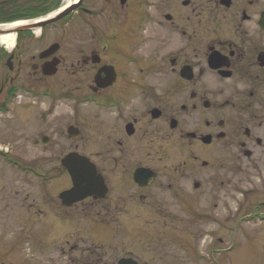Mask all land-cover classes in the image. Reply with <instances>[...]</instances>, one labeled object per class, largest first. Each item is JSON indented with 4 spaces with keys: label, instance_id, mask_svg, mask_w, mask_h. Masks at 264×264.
I'll list each match as a JSON object with an SVG mask.
<instances>
[{
    "label": "flooded vegetation",
    "instance_id": "flooded-vegetation-1",
    "mask_svg": "<svg viewBox=\"0 0 264 264\" xmlns=\"http://www.w3.org/2000/svg\"><path fill=\"white\" fill-rule=\"evenodd\" d=\"M63 2L0 0V25L26 23L12 50L0 45V159L19 165L13 175L43 192L52 212L41 215L49 212L17 181L0 184V236L41 215L52 240L63 228L83 229L76 241L84 247L54 243L59 262L153 264L125 249L111 257V245H100L129 238L125 227L141 236L193 219L217 223L229 177L264 154V0H77L56 19ZM18 98L31 109L15 115ZM68 156L76 171L90 165L84 198L69 206L60 199L73 186ZM208 177L218 190L206 191ZM214 194L217 203L203 210L199 199ZM251 213L264 222V201ZM13 247V237L0 243V264H35Z\"/></svg>",
    "mask_w": 264,
    "mask_h": 264
},
{
    "label": "rangeland",
    "instance_id": "rangeland-1",
    "mask_svg": "<svg viewBox=\"0 0 264 264\" xmlns=\"http://www.w3.org/2000/svg\"><path fill=\"white\" fill-rule=\"evenodd\" d=\"M63 1L64 4L67 0ZM7 15H9L8 12ZM41 87L45 88L48 86L42 85ZM17 101H20V103L18 104L14 101V104L9 106L15 115L23 109V105L26 108H30L26 104L27 100L24 99L25 104L23 103V98H18ZM37 103L39 104L40 102L28 101V104H32L30 105L32 108H39L33 105ZM44 103L47 104V102ZM40 107L46 109L49 105L42 106L41 104ZM67 109L63 107L56 110V112H63L62 114H65ZM32 113L39 114L40 111L32 110ZM3 124L4 119L0 118V125ZM20 124L22 125L23 123ZM35 135L36 132H32L31 138ZM249 162L250 171L248 173L250 174L247 175L248 173H245L246 171L240 174L235 172L232 175L234 178L229 177L232 183L230 182L231 184L229 186L223 188V190L226 189L230 193L225 200L223 219H218L219 221L217 223L210 218L202 220V222L193 219L191 221H194V223L191 222L190 225L178 224L168 229L145 228L144 230L146 232H152L150 235L142 233L141 236L137 235L138 231L142 232L140 228L130 230L125 227L121 230V233L129 238L123 236L119 238L120 235L111 236L112 239L101 243L100 246L111 245L109 247L111 249L109 251L111 257L112 255H121V249H125L123 251L134 253L137 257H140L141 261L147 262L146 260H150L149 262L153 264H159L158 257L161 256L166 258L165 262L167 260L166 256H169L170 262L173 264H264V222L257 221L256 218H250L253 206L261 204L264 201V154L259 156L255 155ZM17 172L16 169H13L0 159V178L1 175L8 177V180H5L6 178L0 180V184L17 181L22 185V188H25L23 195L26 193L31 194L28 198L29 203H36L42 211L49 212L47 215L44 213H41V215H44L46 218H51V207L45 201L43 192L39 193L38 188L32 184L28 187L24 176L22 177L21 174L13 175ZM208 175L209 173L206 177ZM209 178L207 179L209 182H207L205 187L206 191L213 192V189L218 190L216 186L211 184L213 182ZM224 182L226 185L227 182ZM217 198V195L214 194L213 197L208 198L209 200L199 199L203 210L207 211L208 208L216 204ZM237 214L239 215L236 216ZM41 215L40 217L36 216L32 220L30 218L23 219L24 222L20 226L14 225V228L11 229H14L13 233L10 230L8 234L7 230H4L5 233L0 236V243L5 242L8 237H13L14 247L11 248L13 255L16 258L21 256L24 258L25 255H28L34 259L33 262L35 264H65L67 262L65 261L66 258H62L60 262L58 261V257L61 258L60 255H62L61 249H56L54 243H61V246H68L65 242H69V246L73 244L80 245V247L86 246L76 241L78 237H83V229L81 228H63L61 234L53 235L56 240H52L48 237L49 235H44L38 221L42 218ZM185 217L187 218V215ZM247 220L251 222H246ZM113 229L119 231V229L111 227V231ZM51 231L54 233L56 230L51 229ZM102 233L98 229L93 231L95 237L100 236ZM71 235L77 237L74 239L70 237ZM134 236L135 238H133ZM184 249L186 254L184 253ZM64 251L67 252V249L64 248ZM96 251H100L99 246H97ZM6 252V248H0V260H2L1 256ZM50 252L52 254H49ZM87 258V256L83 259L80 258L74 264H83L85 262L83 260Z\"/></svg>",
    "mask_w": 264,
    "mask_h": 264
},
{
    "label": "water",
    "instance_id": "water-1",
    "mask_svg": "<svg viewBox=\"0 0 264 264\" xmlns=\"http://www.w3.org/2000/svg\"><path fill=\"white\" fill-rule=\"evenodd\" d=\"M82 0H79L78 4L81 3ZM74 8V6H73ZM69 10H65L63 12H61V14H59L56 19L58 17H62L65 15V13H67ZM26 30V26H22L19 27L17 29L14 30V33L17 32H23ZM71 156H68L65 158V160L63 161V167L67 170L72 182H73V186L70 190L63 192L62 194H60V199H62L64 205L69 206L70 203L68 201H71L72 199H74L73 201H79L81 199L84 198V196H82V194L87 191L88 187H82L81 184L82 182H88V179H90V165L88 163H84L81 162L78 166V171H76L70 164L71 161ZM88 186V185H87ZM75 197V198H74ZM72 201V202H73ZM71 202V203H72ZM118 264H136L135 262L131 261V260H121Z\"/></svg>",
    "mask_w": 264,
    "mask_h": 264
},
{
    "label": "bare ground",
    "instance_id": "bare-ground-1",
    "mask_svg": "<svg viewBox=\"0 0 264 264\" xmlns=\"http://www.w3.org/2000/svg\"><path fill=\"white\" fill-rule=\"evenodd\" d=\"M77 0H67L59 12L65 11V9H69L71 4H74ZM26 23L24 21H20L17 23L11 24H3L0 25V45L4 46L8 51L12 50L15 44V34L14 30L25 26Z\"/></svg>",
    "mask_w": 264,
    "mask_h": 264
},
{
    "label": "trees",
    "instance_id": "trees-1",
    "mask_svg": "<svg viewBox=\"0 0 264 264\" xmlns=\"http://www.w3.org/2000/svg\"><path fill=\"white\" fill-rule=\"evenodd\" d=\"M14 14H16L15 15V17H11V19H9L10 21H12V20H14V19H19V18H21L22 17V15L21 14H19L20 13V11H17V13L16 12H13ZM13 96V95H12ZM13 169H16V170H19V165H10Z\"/></svg>",
    "mask_w": 264,
    "mask_h": 264
}]
</instances>
